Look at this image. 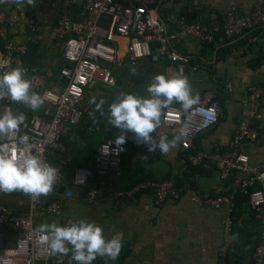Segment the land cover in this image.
I'll list each match as a JSON object with an SVG mask.
<instances>
[{"label": "built area", "instance_id": "2783aa9c", "mask_svg": "<svg viewBox=\"0 0 264 264\" xmlns=\"http://www.w3.org/2000/svg\"><path fill=\"white\" fill-rule=\"evenodd\" d=\"M155 3L156 0H82L80 6L72 5L63 11L51 30V36L63 43L64 64L55 72L42 71L26 63L27 43L16 40L3 43L0 71L22 67L25 76L31 80L32 90L42 95L44 102L39 108L30 109L19 101H11L7 95L0 97V113L11 111L25 115L18 131L0 133V145H5L9 152L15 149L18 157L38 155L42 161L56 167L57 180L47 194L23 197L22 191H13L18 200L15 204L7 200L6 195L11 192H0V264H65L63 254L52 255L49 249L37 243L35 230L39 227L37 222L41 211L57 219L55 222L61 225L77 219L64 213V202L74 195L73 188L67 187L64 179L71 159L65 139L75 133L84 116L86 90L95 83L107 88L118 85L115 72L120 53L117 37L129 40L128 57L133 63L138 64L153 56L167 59L174 66L173 74L188 79V72L196 74L198 67L176 48L175 43L193 36L213 44L218 35L226 42H237L248 32L264 27V0H256L253 9L245 15L236 5H231L222 24L213 27L198 21L189 22L184 15L172 16L171 20L177 24L173 31H169L167 24L157 16ZM5 26L25 28L34 34L43 29L38 19L26 10H20L11 17L0 12V36ZM248 90L249 98L231 149L206 152L196 145V140L213 129L220 119V103L210 92L202 94L190 110L183 109L180 104L166 107L160 125L152 133L156 140L162 135L178 137L180 148L189 153L188 161L193 167L213 168L224 182H229L237 174L244 175L233 192L206 196L194 187H179L175 176L160 181H144L126 191H116L103 183L87 188L90 179L120 171L122 150L115 149L111 144L113 139L106 140L97 148L92 167L72 169V185L86 188L89 203L96 202L108 192L117 202H135L139 195L150 193L157 206L187 196L199 207H227L225 232L228 239L220 249L219 264H226L234 225L235 196L242 193L248 197L249 206L261 224L262 240L253 254V261L254 264H264V164H253L243 149L246 144L261 143L260 132L254 124L262 110L264 91L255 86ZM21 134L28 138L27 143H19ZM143 148L147 151L145 145ZM147 153L158 158L161 156L158 150ZM61 186H65L61 196L51 198ZM22 206H25L23 211Z\"/></svg>", "mask_w": 264, "mask_h": 264}, {"label": "crops", "instance_id": "0c3cea01", "mask_svg": "<svg viewBox=\"0 0 264 264\" xmlns=\"http://www.w3.org/2000/svg\"><path fill=\"white\" fill-rule=\"evenodd\" d=\"M255 1L185 0L173 3L170 0H156L154 8L157 16L167 24L168 30L173 31L177 24L171 20L172 16L178 17L186 12L195 13L198 15L197 21L213 27L222 24L224 14L231 5H236L239 12L245 15L253 9ZM80 4V0H34L32 5L18 6V0H0V12L6 13L8 17L20 10H26L43 26L38 34L25 28L13 29L5 26L0 36V49L8 40L25 42L29 47L26 63L42 71H57L64 64L63 43L51 36V30L63 11ZM116 42L120 51L115 70L118 85L107 88L95 83L86 90L82 122L76 127V134H73L74 137L70 138L66 146L70 157L72 155L69 150L75 148L78 153L76 164L79 167H92L97 148L106 140H114L120 134V129L109 124L107 119L108 105L116 96L121 92L147 95L146 85L154 74L172 75L174 72L170 61L156 56L138 64L133 63L128 57L129 40L117 37ZM175 46L198 67L196 74L188 72L192 91L198 93L199 97L206 92L213 93L221 107L218 124L196 140L197 147L206 152L233 148L241 115L249 98L248 89L255 86L264 91V27L248 32L237 42H226L218 35L216 42L211 44L188 36L175 43ZM92 97L96 100L104 99L103 115L89 103ZM177 105L179 103L173 101L166 107ZM90 112L93 115H89ZM254 127L260 132L261 143L246 144L243 149L250 155L253 164H264V98ZM125 136L123 146L126 156H131L132 161L143 155H150L143 148V144L135 142L131 133L125 132ZM188 154L180 148L179 141L176 140L174 146L161 153L159 160L170 164L171 176H183L186 181H190L191 184H186L185 187H194L206 196L221 192L231 193L244 177L237 174L229 182H224L213 168L193 171L187 161ZM93 179L89 180L88 185L92 184ZM96 179L99 184L113 188L111 174ZM68 183L66 186L73 188L74 195L64 202L65 215L95 221L102 226L106 237L119 236L122 241L120 253L115 260L97 256L93 260L94 264H219L220 249L228 239L225 232V221L229 212L227 207H199L187 196L179 201L168 200L157 206L150 193L139 195L135 202H117L108 192L96 202L89 203L86 199V188H76L72 184L67 185ZM61 194L56 193L51 198H59ZM10 200L14 204L18 202L17 199ZM22 201L25 203V199ZM24 208L22 206V211ZM55 220L57 219L41 211L37 225ZM236 242L237 237L232 235L231 245ZM63 255L66 258L65 264H77L70 261V253Z\"/></svg>", "mask_w": 264, "mask_h": 264}, {"label": "clouds", "instance_id": "9594fccd", "mask_svg": "<svg viewBox=\"0 0 264 264\" xmlns=\"http://www.w3.org/2000/svg\"><path fill=\"white\" fill-rule=\"evenodd\" d=\"M24 4L32 5L34 0H18V6ZM146 92L147 95L144 96L121 92L108 105V123L120 129V134L111 141L118 151L123 150L125 132H128L136 143L145 145L148 152H167L175 145L178 137L169 140L162 135L156 140L152 135L161 123L162 109L176 101L183 109L190 110L199 102V94L192 91L187 77L180 74H154L146 85ZM4 95L30 109H37L44 102V97L32 90L31 80L19 66L0 71V97ZM89 103L101 115L104 114L103 98L96 100L92 97ZM89 115L93 113L90 112ZM24 120L25 115L22 112L0 113V133L18 131ZM18 140L21 144L28 142L23 134ZM56 180V167L42 161L38 155L18 157L15 149L9 152L5 145H0V192L47 194L52 191ZM35 232L37 243L49 249L50 254L70 253V261L77 264H91L97 256L115 260L122 247L119 236L106 237L100 224L84 218H77L63 225L55 221L41 223Z\"/></svg>", "mask_w": 264, "mask_h": 264}, {"label": "trees", "instance_id": "16d2710c", "mask_svg": "<svg viewBox=\"0 0 264 264\" xmlns=\"http://www.w3.org/2000/svg\"><path fill=\"white\" fill-rule=\"evenodd\" d=\"M184 16L189 22H196L198 17V15L195 13L187 12L184 13ZM74 135L69 136L65 139V142L67 144L66 146H68L70 138L74 137ZM122 149V163L120 171H114L110 173L113 177L111 183L114 190L126 191L132 189L134 186L141 182L160 181L171 176V174L169 173L167 177L158 179L152 175L151 168L152 165L159 160L158 157L143 155L136 161H132L126 157L125 146L122 145ZM69 152L72 156L70 162L68 163V166H70L72 169L74 167H79L76 164V162H78V153H76L75 148L72 147ZM188 163L193 171L197 172L203 169V167H193L189 161ZM175 179L179 187H185L186 184H191L190 181H186V178H184L183 176L177 175L175 176ZM71 184L72 181L67 185ZM97 184H99V181L98 179L94 178L92 184L88 185V188L95 187ZM22 195L23 197H27V194L24 192H22ZM235 201L236 206L232 214L234 222L232 235L237 237V242L231 245L226 258V264H254L253 254L262 240L261 224L257 219L255 212L250 208L248 197L246 195L242 193L236 194Z\"/></svg>", "mask_w": 264, "mask_h": 264}, {"label": "water", "instance_id": "95a60500", "mask_svg": "<svg viewBox=\"0 0 264 264\" xmlns=\"http://www.w3.org/2000/svg\"><path fill=\"white\" fill-rule=\"evenodd\" d=\"M80 1L82 4V0ZM170 169H171L170 164H168L164 160H158L152 165L151 173L154 177L158 179H162L169 175ZM71 173H72V168L70 166H67L66 172H65V178H64L65 183H68L69 181H71L70 180ZM64 189H65V186H61L59 189H57V193H62Z\"/></svg>", "mask_w": 264, "mask_h": 264}, {"label": "rangeland", "instance_id": "374dc122", "mask_svg": "<svg viewBox=\"0 0 264 264\" xmlns=\"http://www.w3.org/2000/svg\"><path fill=\"white\" fill-rule=\"evenodd\" d=\"M126 157H127L128 159L132 160L131 156L129 157V155H128V156H126ZM133 160H134V159H133ZM6 196H8L7 200H9V201H10V198L16 199V194L13 193V192L8 193ZM9 196H11V197H9Z\"/></svg>", "mask_w": 264, "mask_h": 264}]
</instances>
